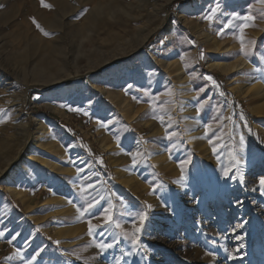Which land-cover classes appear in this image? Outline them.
Here are the masks:
<instances>
[{
	"label": "rangeland",
	"instance_id": "1",
	"mask_svg": "<svg viewBox=\"0 0 264 264\" xmlns=\"http://www.w3.org/2000/svg\"><path fill=\"white\" fill-rule=\"evenodd\" d=\"M80 1L66 8L65 61L43 71L31 62L58 32L39 33L25 0L0 23V264H264V103L241 94L251 79L264 88V0H113L93 19ZM240 59L254 75L209 66ZM59 71L66 98L44 91Z\"/></svg>",
	"mask_w": 264,
	"mask_h": 264
},
{
	"label": "bare ground",
	"instance_id": "2",
	"mask_svg": "<svg viewBox=\"0 0 264 264\" xmlns=\"http://www.w3.org/2000/svg\"><path fill=\"white\" fill-rule=\"evenodd\" d=\"M71 0H45V2L43 1V6L45 7L44 9L41 8V10H44V14H42V11L38 9L39 4L42 3V0H25V7L28 8V12L31 13V15L34 16V18L39 22V33H41L42 31H57L58 34L54 36V41L52 43H50L49 45V49L51 51L52 54H50L49 56H41L40 58H38L37 60H34L31 62V67H35L37 70H40L42 67L47 68L48 65L53 66L54 64H57L56 62L58 60L61 61H65L66 59V46L64 45L66 42L64 40V35L66 34V8L70 7V9L68 10V12L70 11H74V8H77L79 4H74L71 5ZM84 3H88L89 6V11L90 13L87 15V17H89L90 19H93L97 14H99L100 12H105L106 9H111V5L113 0H83ZM82 2V0L80 1ZM24 3V2H23ZM20 7L19 3H17V0H0V8L5 7V11H7L6 13H3V15L0 17V23H7V20L9 19V17H12L14 15V10H15V6ZM42 7V6H41ZM250 14V13H248ZM86 22V21H85ZM89 22V21H88ZM88 22H86V24H89ZM6 27V26H5ZM88 27V25H87ZM86 27V29H87ZM42 29V30H41ZM81 30L78 29L76 31H74V34H78ZM70 33H73V30L71 29ZM15 34V33H14ZM36 35V34H35ZM38 36V35H37ZM149 36V35H148ZM208 36V35H207ZM28 37V35H27ZM147 37V34L145 33L142 37V40L144 41ZM123 38V37H122ZM12 39V38H11ZM14 39V38H13ZM208 41H211V45L212 48L214 50H219L221 48H219V44L221 43L220 40L215 39L212 36L207 37ZM26 44V43H25ZM31 45V44H30ZM228 45V44H227ZM225 47H228V46ZM230 48V47H228ZM227 49V48H226ZM21 50V49H19ZM242 51V50H241ZM7 56V55H6ZM68 58V57H67ZM237 59V58H236ZM239 60V58L237 59V61ZM177 61V60H176ZM174 59L171 60L169 59L168 56H165L162 60H161V64L163 67L167 68V67H171L172 65L175 64L176 62ZM236 61V62H237ZM60 62V61H59ZM235 62V61H234ZM244 59H240V61L236 64H229L227 62H222L219 60H214L212 61L209 66L213 67V68H218L219 70H221L222 72H229L232 71L233 69H235V67H237L238 65L244 63ZM178 63V62H177ZM176 63V65H177ZM247 64H242L244 66L240 67L237 69V71L239 72H247L248 74L254 75L255 73V68H253L251 65ZM46 65V66H45ZM150 65V64H149ZM179 65V64H178ZM264 65V64H263ZM181 65H179V67L175 66L174 68V74L177 78H181ZM241 66V65H240ZM174 67V66H172ZM239 67V66H238ZM246 67V68H245ZM58 68V67H57ZM56 68V69H57ZM42 70V69H41ZM172 70V68H171ZM43 71V70H42ZM42 71H37V73H41ZM67 72V71H66ZM65 71L62 72H56V73H51L50 74H46V77H48L49 80H46V82L50 85V87H45L46 89H44V91L49 92L47 89L51 90V93L49 95L53 96V95H58L60 97L66 98V92H64L62 94V91L58 92L56 90H59L62 85H64V81L66 80V77L69 74H66ZM87 70L85 72H80L75 71L73 76H75L76 78H79L80 81H85L88 80V75H87ZM38 75V74H37ZM4 74L0 73V81H1V77H3ZM252 78V77H251ZM255 78V77H254ZM43 79V78H42ZM85 79V80H84ZM4 80H7V78H5ZM15 81V80H14ZM3 82V81H1ZM17 82V81H16ZM8 83V82H7ZM15 83V82H14ZM45 83V84H47ZM41 84V83H40ZM87 84V83H86ZM12 86V84H11ZM263 87V86H262ZM256 81L255 79L250 81L249 84H247V86L245 87V89H243L241 91V94L244 95L245 97H248V99H252L253 97H257L256 99H259L261 101V103H264V88H262ZM3 90V89H2ZM239 91V90H238ZM114 92V91H113ZM7 93V92H6ZM105 93V92H103ZM110 93V92H109ZM108 94V93H107ZM117 94V93H115ZM12 96V94H10ZM111 95V94H108ZM182 95V94H181ZM184 95V94H183ZM14 96V94H13ZM73 96H76L73 95ZM9 98V96H7ZM183 97V96H180ZM13 98V97H10ZM50 98H54V97H50ZM108 98V96H107ZM111 99V98H110ZM109 99V100H110ZM116 99V98H115ZM121 100V98H120ZM123 100V99H122ZM120 101L119 104H121V107H125L127 106V103L124 101ZM11 101H14L11 99ZM11 101H9L11 103ZM15 102V101H14ZM12 102V103H14ZM123 102V103H122ZM6 103H8L6 101ZM5 103V104H6ZM136 106V105H135ZM120 107V108H121ZM124 107L122 109V111H124ZM251 110H253L256 113H260L261 110L259 107L257 106H250ZM189 109V108H187ZM126 112V111H125ZM137 112V111H136ZM192 112V109H191ZM113 116V114H110V117ZM20 122V121H19ZM194 122V121H193ZM148 124V123H147ZM147 124L145 123V125L143 127H146ZM21 125V124H19ZM18 125V126H19ZM24 125V123H23ZM38 125L40 126V122L38 123ZM1 127V126H0ZM23 127V126H22ZM190 129H194L195 127V123L191 124ZM198 127H200L198 125ZM196 128V127H195ZM201 128V127H200ZM9 129V128H8ZM21 129V128H20ZM203 129V128H202ZM6 130V129H5ZM4 130V131H5ZM10 130V129H9ZM38 130V129H37ZM199 130V129H198ZM3 131V128H2ZM27 131V130H26ZM201 131V130H200ZM16 132V131H15ZM1 133V132H0ZM3 133V132H2ZM8 133V132H7ZM7 133L4 135V133L2 135H4L5 137L10 136L7 135ZM9 133H12L9 131ZM18 133V132H17ZM196 134V131H195ZM198 134V133H197ZM4 136H1L5 139ZM26 136V135H25ZM42 137V136H41ZM38 139H40L38 137ZM241 139H242V143H241ZM2 140V139H1ZM26 141V140H25ZM26 143V142H25ZM25 143L19 147H17L16 149V153L14 152V156L8 158L6 161H10L9 163H13L14 160H16L17 155H19L18 153L20 152V148L24 147ZM39 143V142H38ZM48 143V142H47ZM70 145L68 146V151H72L73 155H72V159L75 162H79L80 165H83L85 167V165L87 166L88 163L86 164V156L84 155L83 152H80L78 148H76L75 145V141L74 139L70 140ZM107 143V141H106ZM103 143V146H106L107 144ZM200 143V142H198ZM202 143V142H201ZM12 144V143H11ZM37 145V144H36ZM235 145H236V149H237V153L238 154H242L245 151L244 150V137L242 136V134L239 132L238 134H236V140H235ZM57 146V145H56ZM59 146V145H58ZM4 147V146H3ZM12 155V154H11ZM28 157V156H27ZM124 162V161H123ZM126 162V161H125ZM73 163V162H72ZM24 166V165H23ZM170 169V168H169ZM244 169V168H243ZM242 169V170H243ZM1 173V172H0ZM165 173V172H164ZM238 174H240L238 172ZM242 177V176H241ZM245 179V178H244ZM5 183L6 186L9 190H12L13 188L15 189L14 192L16 194H21L20 190L15 186L12 176H6L5 178ZM121 182H123L122 180H120ZM127 182V181H126ZM24 200V199H23ZM26 200V199H25ZM26 202V201H25ZM27 203V202H26ZM7 212V211H6ZM61 228V227H60ZM69 229V228H68ZM68 231V230H67ZM67 233V232H66ZM61 234V233H60ZM62 236V235H61ZM4 264H11L10 261H5Z\"/></svg>",
	"mask_w": 264,
	"mask_h": 264
},
{
	"label": "snow or ice",
	"instance_id": "3",
	"mask_svg": "<svg viewBox=\"0 0 264 264\" xmlns=\"http://www.w3.org/2000/svg\"><path fill=\"white\" fill-rule=\"evenodd\" d=\"M42 4H43V0H42ZM209 19H210V17H209ZM245 19L251 20L252 17H250V16H249V17H245ZM33 23H36V21L33 20ZM37 27L39 28V25H38V24H37ZM41 30H42V29H41ZM45 35H47V33H45ZM241 50L243 51V47H242ZM208 79H211V77H208ZM200 91H203V89H201ZM73 110H74V111H78V109H73ZM162 119H163V118L161 117V120H162ZM101 123L104 124V122H102V121H101ZM104 126H107V125L105 124ZM205 127L207 128V125H206ZM173 135H175V134H174V133H173V134H170V135L168 136V138L171 139ZM241 143H242V139H241ZM214 151H215V149H214ZM132 155H133V165H136L137 161H136V159H135V154H132ZM227 175H228V172L225 171V176H227ZM260 184H261L262 186H264V179H261V180H260ZM88 187L91 188V187H93V186H92V185H88ZM93 207H94V204H92V203H87V206L84 207V208L82 209V214H86V213H88ZM105 212H108V209H105ZM111 219H112V217H111L110 214H109L108 216L105 217L106 222H110ZM144 223H145V217H144V215H140V216H139V224H140L141 227H136V233L141 232V229H142V226L144 225ZM3 234H4L3 232H0V236H2ZM92 234H93V228H92V225L89 224V235L91 236ZM101 235H103V233H101ZM132 243H133L134 245L137 244V240H133ZM96 247L99 248L101 251H104V250H107L108 248H111L112 245L109 244V243H103V242H100V243H97V244H96ZM33 258H35V257H33Z\"/></svg>",
	"mask_w": 264,
	"mask_h": 264
},
{
	"label": "trees",
	"instance_id": "4",
	"mask_svg": "<svg viewBox=\"0 0 264 264\" xmlns=\"http://www.w3.org/2000/svg\"><path fill=\"white\" fill-rule=\"evenodd\" d=\"M245 114H246L247 117L251 116L247 111H245Z\"/></svg>",
	"mask_w": 264,
	"mask_h": 264
}]
</instances>
